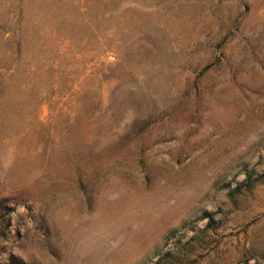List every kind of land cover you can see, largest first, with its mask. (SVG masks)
<instances>
[{
	"label": "rangeland",
	"instance_id": "obj_1",
	"mask_svg": "<svg viewBox=\"0 0 264 264\" xmlns=\"http://www.w3.org/2000/svg\"><path fill=\"white\" fill-rule=\"evenodd\" d=\"M0 264H264V0H0Z\"/></svg>",
	"mask_w": 264,
	"mask_h": 264
}]
</instances>
